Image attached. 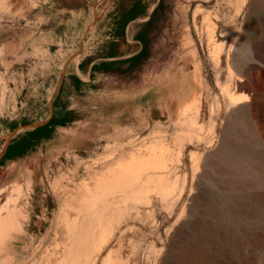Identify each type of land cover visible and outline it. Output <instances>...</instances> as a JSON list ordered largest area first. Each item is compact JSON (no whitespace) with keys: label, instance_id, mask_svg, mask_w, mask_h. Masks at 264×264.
Returning <instances> with one entry per match:
<instances>
[{"label":"rangeland","instance_id":"374dc122","mask_svg":"<svg viewBox=\"0 0 264 264\" xmlns=\"http://www.w3.org/2000/svg\"><path fill=\"white\" fill-rule=\"evenodd\" d=\"M203 16L216 22V36L224 29L217 36L216 50L222 56L217 63L207 44ZM224 47L231 53L226 62ZM184 53H194L202 82L198 93L211 110V119L196 127L188 146L197 151L196 166L206 163L207 173L193 176L187 161L178 176L185 182L175 208L168 204L154 209L150 224H138L146 239L135 264H264V0H0V153L18 136L21 140L14 147H21L27 128L44 120L50 82L70 62L102 58L98 62L104 70L85 89L65 88L55 106L65 124L33 149L0 164V170L32 156L41 164L63 162L65 149L57 155L50 146L63 147L71 135L91 130L75 149L86 160L87 149L104 144L96 132L108 118L116 126L141 127L138 121L145 114L151 126L162 123L171 131L167 115L181 108L180 101L164 98L162 104H153L144 94L145 86L162 72L169 73ZM217 64L226 69L227 78L248 87L250 107L229 121L224 95L215 84ZM22 117L27 118L25 129L13 130ZM184 134L181 140L186 142ZM97 152L102 153L100 147ZM22 177V186L32 184L30 174ZM23 202L27 235L22 243L9 242L8 252L15 244L27 245L29 235L36 242L57 207L49 187L35 188Z\"/></svg>","mask_w":264,"mask_h":264},{"label":"bare ground","instance_id":"6f19581e","mask_svg":"<svg viewBox=\"0 0 264 264\" xmlns=\"http://www.w3.org/2000/svg\"><path fill=\"white\" fill-rule=\"evenodd\" d=\"M201 21L207 25V44L215 51L212 56L217 63L222 58L216 50L220 45L217 36L222 35L224 29L216 36V22H210L208 16H203ZM239 27L242 31L241 24ZM227 47L223 50L225 62L231 57ZM192 54L180 55L169 73L162 72L145 86L144 94L153 104H162L166 99L180 101L178 106L181 108L167 115L171 131L162 123L151 126L144 114L141 122L138 121L141 127L101 125L96 133L100 135L99 140L104 141L98 146L102 153L98 154L96 146L90 151L87 149L86 160L80 159L75 149L79 147L80 137L91 130L71 135L63 147L50 146V152L56 150L57 155L65 149L63 162L57 159L41 164L39 157L32 156V159L0 170V264H135L146 239L141 236L138 224H150L154 209L168 204L175 208L185 182L179 181L178 176L186 170L184 166L188 160L195 177H201L206 168V163L196 166L197 151L188 150L196 127L211 119V110L206 106L204 96L198 93L202 82ZM223 69L217 64L214 78L224 95V116L229 121L250 107L249 95L246 83L227 78L226 69ZM148 128L151 131L141 135ZM182 133L187 136L186 142L181 140ZM27 174L32 176V184L22 186V176ZM180 182L182 185L178 186ZM48 187L57 201L49 226L36 242L29 235L27 245L19 247L15 244L13 251L8 252L9 242L22 243L27 235L23 229L28 219L23 200H27L35 188ZM173 207L169 213L173 212ZM182 216L180 214L178 219ZM151 249H147L146 260L151 257Z\"/></svg>","mask_w":264,"mask_h":264},{"label":"crops","instance_id":"0c3cea01","mask_svg":"<svg viewBox=\"0 0 264 264\" xmlns=\"http://www.w3.org/2000/svg\"><path fill=\"white\" fill-rule=\"evenodd\" d=\"M102 58L99 59H95V60H77L74 63L70 62V64L67 65V67L60 73V76H58L55 80V82L53 83L50 82L51 87H53L51 89V92L48 96V104L46 103L47 106V111H46V116L44 118L43 121L38 122L36 125H30L29 128H27V131H29L28 133V137H23L22 139H24V142H27L28 140H30V146H32V149L34 147L37 146V144H39L42 140L48 139L51 137L53 130L59 126V125H52L51 122L55 119H64L65 118H60L59 116H57V111H56V100L59 99V97H61V94L63 92V90L65 88L70 89L72 92L76 91L77 88H79L78 86H81V88H87L90 85L91 80H93V78L99 74H101L102 72H104L102 68V64H100V62H98V60H101ZM46 81V79H45ZM54 85V86H53ZM45 105V104H44ZM55 108V110H54ZM32 109V106H31ZM32 113V110H30ZM25 121H27L26 117H22L21 121L18 122V124L16 125V127L13 129H18V131L25 129L24 126H26ZM32 124V121L29 120ZM107 123V124H106ZM102 126H114L116 125L115 123H113V121H111L109 118L106 120H102L99 123V128ZM8 129V127H7ZM47 130H51V135L50 137H41L39 139L35 138L33 136V134L37 133V132H43V131H47ZM32 134V138H29V135ZM21 136H18L19 140L13 139L12 141H8L4 148L2 149L0 155V160L4 157V155L10 151V149H12L17 141H20ZM24 144V143H23ZM22 144V145H23ZM31 150V149H30ZM29 150H27L26 152H28ZM25 152V153H26ZM22 155V154H20ZM19 156V155H18Z\"/></svg>","mask_w":264,"mask_h":264},{"label":"trees","instance_id":"16d2710c","mask_svg":"<svg viewBox=\"0 0 264 264\" xmlns=\"http://www.w3.org/2000/svg\"><path fill=\"white\" fill-rule=\"evenodd\" d=\"M136 13L131 14L130 16L126 17V20H128L130 17L135 16ZM65 120L64 119H55L51 122L52 125H64L65 124ZM51 130H47V131H43V132H37L35 134H33V136L37 139L41 138V137H50L51 135ZM29 138H32V134L29 135ZM32 149V146H30V140H28L27 142H24V144L19 147V148H12L10 149V151H8L4 157L0 160V164L4 163L6 160L8 159H12L20 154H24L27 150Z\"/></svg>","mask_w":264,"mask_h":264},{"label":"water","instance_id":"95a60500","mask_svg":"<svg viewBox=\"0 0 264 264\" xmlns=\"http://www.w3.org/2000/svg\"><path fill=\"white\" fill-rule=\"evenodd\" d=\"M36 124H37V123H36ZM36 124H35V125H36ZM1 155H2V154H1ZM1 155H0V157H1Z\"/></svg>","mask_w":264,"mask_h":264}]
</instances>
